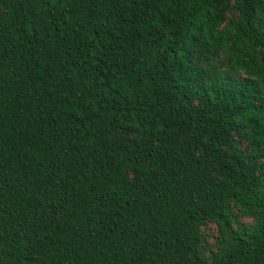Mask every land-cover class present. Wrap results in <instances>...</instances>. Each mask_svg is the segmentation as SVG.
<instances>
[{
	"label": "trees",
	"instance_id": "trees-1",
	"mask_svg": "<svg viewBox=\"0 0 264 264\" xmlns=\"http://www.w3.org/2000/svg\"><path fill=\"white\" fill-rule=\"evenodd\" d=\"M0 264H264V0H0Z\"/></svg>",
	"mask_w": 264,
	"mask_h": 264
},
{
	"label": "rangeland",
	"instance_id": "rangeland-1",
	"mask_svg": "<svg viewBox=\"0 0 264 264\" xmlns=\"http://www.w3.org/2000/svg\"><path fill=\"white\" fill-rule=\"evenodd\" d=\"M208 228H209L210 230H212L213 227H212V226H209Z\"/></svg>",
	"mask_w": 264,
	"mask_h": 264
}]
</instances>
